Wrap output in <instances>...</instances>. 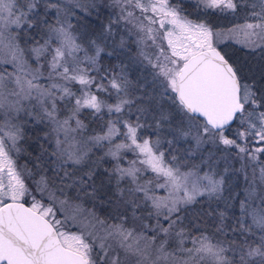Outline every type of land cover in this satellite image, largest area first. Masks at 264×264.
<instances>
[{
  "label": "snow or ice",
  "instance_id": "1",
  "mask_svg": "<svg viewBox=\"0 0 264 264\" xmlns=\"http://www.w3.org/2000/svg\"><path fill=\"white\" fill-rule=\"evenodd\" d=\"M239 2L198 0L197 7L234 12ZM112 5L119 12L102 38L121 24L134 38L137 55L162 89L151 109L129 97L131 82L123 71L102 75L104 48L96 40L85 47L76 34V10H95L96 0H0V264H264V88L218 47L231 39L264 51V0L252 4L259 8L251 13L256 22L227 33L189 19L174 0ZM112 95L115 103L103 98ZM163 102L179 113V126L171 127L173 113ZM85 110L93 118L115 119L86 136L88 124L80 118ZM149 114L156 139L144 134L152 127ZM27 122L43 123L52 146L51 175L41 174L34 189L26 182L32 173L16 162ZM164 125L175 141L190 139L196 150L206 144L237 150L241 166L233 175L242 178L241 186L226 185L228 170L218 173L211 153L199 164L186 163L191 154H174L173 140L158 134ZM232 128L230 138L226 132ZM93 150H104L93 164L111 161L105 172L115 199L107 201L114 206L108 219L78 202L81 193L96 198V168L82 171ZM225 191L231 192L226 210L215 211L208 235L193 206L201 198L222 199ZM233 201L239 214L226 223Z\"/></svg>",
  "mask_w": 264,
  "mask_h": 264
},
{
  "label": "rangeland",
  "instance_id": "2",
  "mask_svg": "<svg viewBox=\"0 0 264 264\" xmlns=\"http://www.w3.org/2000/svg\"><path fill=\"white\" fill-rule=\"evenodd\" d=\"M82 3H87V0H81ZM257 0H240L238 4V8L236 11L226 10L224 12H220L219 10H206L202 7L198 8V0H174V3L181 9H183V14L187 15L189 19L199 20L200 22L207 23L213 31H221L227 33V31L231 28L236 27L237 25L244 24L245 22H256L258 18L253 17L251 13L253 11H259V8L253 9L252 4L256 3ZM96 9L89 10L88 12H81L79 9L76 10V15L72 18V24L74 25V30L78 36L81 38V43L84 44L85 47L88 46V42L90 40H96L103 48L104 52L101 53L100 58V65L101 63L104 64V67L110 64L112 59H115V66L110 67V71L113 74H121L123 71L124 74L127 75L130 84L129 90V97L137 98L136 102L137 105L145 108L151 109L153 105L156 103L157 99H159V94L162 91L159 85L153 82L152 76V69L146 63H143L141 58L137 55L138 53V46L134 42V38L130 37L128 34L127 29L121 24L119 27L114 28L113 35L107 36L105 34L104 38H102V33H104V29L106 25H108L110 19L115 18V14L119 12V9L112 5V0H96ZM101 9L105 10L106 13L109 15L106 18V21L102 23L101 26H104L99 31H97L96 36H93L89 33V36L85 37L86 31L88 32L91 30L89 29L88 25L85 24L83 21V17L86 15L93 14L96 15ZM213 13V15H212ZM80 18V21H79ZM82 19V21H81ZM54 23V19L52 21ZM81 24V30L77 27ZM130 27V26H129ZM121 37L124 38L125 44L121 47L120 40ZM38 38V37H37ZM21 43V41H20ZM22 46V43H21ZM23 47V46H22ZM218 47L222 51V53H227L234 61L241 64L243 66L244 75L246 78L252 82L257 88H264V51L258 47L254 50H250L245 48L239 44H237L234 40L231 39H223L219 42ZM27 55V51H26ZM7 67L8 71H11V66ZM101 74H104V70L101 69ZM75 90V88H74ZM107 100L108 103H115L116 97L112 95L111 98L105 96L103 97ZM149 98H152V103H148ZM162 106L173 113V123L171 127H176L180 125L181 117L179 113L171 106L170 103L163 102ZM134 111V110H133ZM82 120L86 124H88V131L86 136L92 135L93 130L96 132L100 131L101 125L104 121L108 120L109 118L115 119V116L109 117L107 115L103 116V119H97L95 122L98 125L89 126V123L84 119V113H82L81 117ZM135 119V115L132 117ZM23 121L27 120V117L22 118ZM33 124L27 122L25 123V128H27V124ZM147 124L152 125L150 128H146L144 130V134L146 136L151 137L152 139H156V130H155V122L152 118V115L149 114L147 118ZM41 129H43V136L48 131L47 127L43 124H39ZM32 126V125H31ZM30 127V126H29ZM28 127V128H29ZM243 128H241V131ZM235 128L230 129V131L226 132V135H229L230 138L234 135ZM159 136L162 141L166 140H173V146L171 151L174 154L185 157L191 154V159L187 160L186 163L192 164H199L202 158H207L208 154H212L211 163L213 164L215 170L223 174L227 169V178H226V185L232 184L236 185V187H240L242 184V178L239 176H234L233 173L236 169H239L241 166V160L237 155V150L235 149H228L225 151V146L223 145H212L206 144L202 146L201 149L196 150L195 143L188 139V140H180L175 141L173 136L170 132V126L164 125L159 130ZM20 148V142L18 144ZM164 149L168 151V146L165 143L163 145ZM21 149V148H20ZM104 150H93V154L91 155V161L85 165L82 169L83 171H87L89 167L93 166H107L111 164V161L105 158L106 163L103 164V161L99 164H93L92 161H97L101 156H103ZM21 151L19 152L18 156L20 155ZM18 156L16 157V162L18 166H24V164H20L18 162ZM133 156L131 153L128 154V159H132ZM126 166V165H125ZM86 168V169H85ZM30 171V170H29ZM31 172V171H30ZM39 178L35 179L32 173L31 178H26V182L29 184L30 187L34 189V181L38 180ZM226 194H231L229 191H225ZM36 194V193H34ZM158 195H164V190H157ZM37 198H39V194H36ZM205 199V198H201ZM85 209L92 210L87 208L83 205ZM96 212V211H95ZM235 213L239 214V209L234 211ZM97 213V212H96ZM209 213V212H208ZM212 217L208 215H202L205 219H210L214 217L213 211ZM229 213V212H227ZM191 247V245H187Z\"/></svg>",
  "mask_w": 264,
  "mask_h": 264
},
{
  "label": "trees",
  "instance_id": "3",
  "mask_svg": "<svg viewBox=\"0 0 264 264\" xmlns=\"http://www.w3.org/2000/svg\"><path fill=\"white\" fill-rule=\"evenodd\" d=\"M213 15V13H212ZM109 15L106 13L105 10L101 9L96 15H86L83 17V21L85 24L88 25L89 29H91L89 32L86 31L85 37L89 36V33L93 36H96L97 31H99L104 26H101L102 23L106 21V18ZM80 21V18H79ZM82 21V19H81ZM77 27L81 30V24H79ZM31 35H36L35 30L31 33ZM40 35H43V30H41ZM39 38V37H38ZM25 39L27 37L21 33V43L22 46L27 49L28 45L25 44ZM30 43V42H29ZM110 64L112 66H115V59H112ZM107 65L104 67V64L101 63V69L103 70H110L111 65ZM84 119L86 122L89 123V126H95L98 125L95 121L97 119H94L92 116V113L88 110H85L84 112ZM32 125V126H31ZM30 126V127H29ZM29 127V128H28ZM43 129H41L39 124H27V128L24 129V136L23 139L20 141V148L21 153L18 156V162L24 166H26L27 170H30L31 173H33V176L35 179L40 178L41 174H48L50 173V168L53 164L52 158L49 156V153L52 151V146L50 142L48 141V138H45L43 136ZM230 131V130H229ZM102 162V161H101ZM105 159L103 160V164L106 163ZM37 163L39 164V167H37ZM96 168V175L94 177L96 192H95V199L83 196V193H81L83 199L81 202L83 205H85L87 208H90L97 212V214L102 219H108L111 214H114V206L107 203L109 200L115 199L114 192V182H109V177L107 173L105 172L106 168H110L111 164H108L106 167L101 165L100 166H93ZM86 169V168H85ZM83 171V169H82ZM81 172H77V175H80ZM51 183V181H50ZM235 185V189H238ZM70 196L75 198V192H70ZM231 194H223L222 199H213L211 201H208L206 198L201 199L199 203L193 206L196 213L200 215L201 220L203 223L201 224V228L208 234L212 235L214 232V217H215V211H225V200L229 199ZM233 206L229 209H227L228 213V219L226 220V223H232V216L233 214L238 215L234 211L238 210V204L233 201ZM214 214L213 218L205 219L202 215H207L208 212H212ZM192 215V209H189V217L191 218ZM186 224H188V221H185ZM190 230L195 231L194 228H191ZM223 237H221L222 239Z\"/></svg>",
  "mask_w": 264,
  "mask_h": 264
}]
</instances>
